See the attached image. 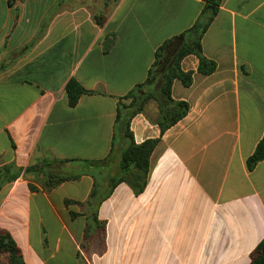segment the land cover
<instances>
[{"label": "crops", "instance_id": "obj_1", "mask_svg": "<svg viewBox=\"0 0 264 264\" xmlns=\"http://www.w3.org/2000/svg\"><path fill=\"white\" fill-rule=\"evenodd\" d=\"M204 6L0 0V232L24 264L252 262L264 241V161L253 171L246 163L264 136V0L221 1L202 40L216 71L197 73L191 55L181 67L194 73L192 85L173 84L172 98L189 105L183 119L161 135L153 100L132 119L136 144L160 142L144 192L123 183L101 205L104 230L85 238L90 214L78 203L89 199L91 176L47 190L41 171L71 167L45 160H116L126 144L118 105L130 103L120 99L147 81L159 47L191 29ZM71 79L93 92L75 107L65 91Z\"/></svg>", "mask_w": 264, "mask_h": 264}, {"label": "trees", "instance_id": "obj_2", "mask_svg": "<svg viewBox=\"0 0 264 264\" xmlns=\"http://www.w3.org/2000/svg\"><path fill=\"white\" fill-rule=\"evenodd\" d=\"M221 1L205 0L204 9L195 25L182 35L166 41L159 47L147 81L120 99L129 100L130 103H119L118 105L117 135H123L126 140V144L121 150L119 163L116 164V160L113 161L112 153L107 159L94 162L80 160H45L43 162L44 165H50L51 162L52 164L71 165L70 168L67 167L64 170L63 175L51 173L46 168H41L46 176L47 190L54 189L66 181L77 180L83 175H89L93 178L94 186L89 199L85 203H78L85 206L87 213L90 214V223L85 230V238H90L97 227L104 230L105 222L99 220V209L112 196L117 186L123 183L127 184L136 196L142 194L146 188L151 157L160 142V138L149 139L142 144H136L130 129L132 119L143 113L145 106L150 101H156L159 108L157 125L161 135H163L164 132L183 119L189 110V105L186 102L175 101L172 98V88L175 81H180L184 87H190L193 83L194 73L182 70L183 60L194 55L199 60L197 73L210 75L216 71L217 64L207 59L203 54L202 40L219 11ZM174 44L179 46L171 54H168ZM158 84L159 88L156 90ZM153 85L155 86L153 87ZM65 91L70 107H75L81 96L93 93L85 90L75 79L68 82ZM262 161H264V136L257 144L252 156L247 159L248 170L253 171ZM110 163L111 167L117 165L118 172L116 174L110 175L106 173L105 169L103 170V167ZM5 171H9V169ZM18 176L17 173H14L8 182L16 180ZM69 203L70 201H67V204ZM73 216L75 215L73 214ZM0 253L7 255L8 264H24L21 251L6 232H0ZM251 258L250 264H264V241L254 250Z\"/></svg>", "mask_w": 264, "mask_h": 264}, {"label": "rangeland", "instance_id": "obj_3", "mask_svg": "<svg viewBox=\"0 0 264 264\" xmlns=\"http://www.w3.org/2000/svg\"><path fill=\"white\" fill-rule=\"evenodd\" d=\"M172 53V51H169V53L168 54H171ZM157 90V89H156ZM125 146V145H124ZM123 146V147H124ZM115 156H116V161H115V163L117 164V163H119V161H120V157H121V150L119 151V150H117L116 152H115ZM9 262H8V257H7V255L5 254V253H0V264H8Z\"/></svg>", "mask_w": 264, "mask_h": 264}]
</instances>
